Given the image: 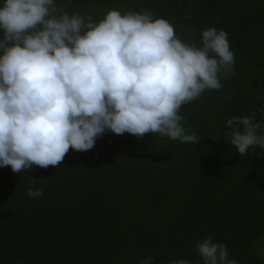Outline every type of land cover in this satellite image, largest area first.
Listing matches in <instances>:
<instances>
[{
  "label": "trees",
  "instance_id": "obj_1",
  "mask_svg": "<svg viewBox=\"0 0 264 264\" xmlns=\"http://www.w3.org/2000/svg\"><path fill=\"white\" fill-rule=\"evenodd\" d=\"M56 3L96 21L109 9H147L198 47L202 30H225L235 75L181 108L185 129L203 137L194 145L109 131L89 151L69 149L57 167H0V264H140L149 256L152 264H203L194 246L208 235L229 259L264 264V149L241 156L226 139H212L218 130L223 137L227 119L264 106V0ZM29 187L43 195L30 197Z\"/></svg>",
  "mask_w": 264,
  "mask_h": 264
},
{
  "label": "clouds",
  "instance_id": "obj_2",
  "mask_svg": "<svg viewBox=\"0 0 264 264\" xmlns=\"http://www.w3.org/2000/svg\"><path fill=\"white\" fill-rule=\"evenodd\" d=\"M0 29V167L14 173L57 167L69 149L89 151L109 131L194 145L203 137L185 129L181 108L235 75L225 30H202L198 47L147 9H109L96 21L69 14L56 0H4ZM222 138L241 156L264 149V106L227 119L223 137L219 130L212 136ZM27 194L43 190L29 187ZM194 247L203 264H239L212 235Z\"/></svg>",
  "mask_w": 264,
  "mask_h": 264
},
{
  "label": "rangeland",
  "instance_id": "obj_3",
  "mask_svg": "<svg viewBox=\"0 0 264 264\" xmlns=\"http://www.w3.org/2000/svg\"><path fill=\"white\" fill-rule=\"evenodd\" d=\"M258 241H259V246L261 249L262 256L264 257V232L260 235V237L258 238Z\"/></svg>",
  "mask_w": 264,
  "mask_h": 264
}]
</instances>
